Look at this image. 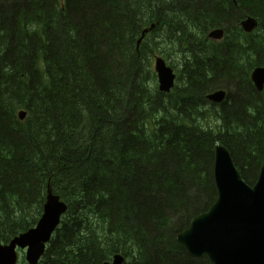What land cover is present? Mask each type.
I'll return each instance as SVG.
<instances>
[{
    "label": "trees",
    "instance_id": "1",
    "mask_svg": "<svg viewBox=\"0 0 264 264\" xmlns=\"http://www.w3.org/2000/svg\"><path fill=\"white\" fill-rule=\"evenodd\" d=\"M177 47L165 94L150 61ZM263 65L264 0H0V241L38 224L51 189L68 211L39 264H211L177 236L216 201L217 143L258 180Z\"/></svg>",
    "mask_w": 264,
    "mask_h": 264
},
{
    "label": "water",
    "instance_id": "2",
    "mask_svg": "<svg viewBox=\"0 0 264 264\" xmlns=\"http://www.w3.org/2000/svg\"><path fill=\"white\" fill-rule=\"evenodd\" d=\"M259 26L254 17L241 23L244 32L252 33ZM154 25L151 29H154ZM149 30L142 34V42ZM223 30H214L209 38L220 41ZM159 90L170 93L175 87L176 74L166 61L155 59ZM252 82L259 92L264 90V65L252 74ZM227 92L218 90L207 98L213 104H222ZM21 120L25 112L19 114ZM214 184L216 201L210 209L193 218L189 228L177 236V242L194 258L206 257L211 264H264V163L258 180L248 185L236 167L229 150L217 143L214 149ZM68 206L48 191L43 214L36 227L15 237L10 243L0 241V264H18V248L25 253L27 264H39L46 248L61 226ZM104 264H128L125 257L116 255Z\"/></svg>",
    "mask_w": 264,
    "mask_h": 264
},
{
    "label": "rangeland",
    "instance_id": "3",
    "mask_svg": "<svg viewBox=\"0 0 264 264\" xmlns=\"http://www.w3.org/2000/svg\"><path fill=\"white\" fill-rule=\"evenodd\" d=\"M233 1H235V0H233ZM155 27V26H154ZM242 28V27H241ZM155 29V28H154ZM149 31L151 30V29H148ZM211 33V32H210ZM154 37L155 38H157L158 37V40L156 41V43H157V45L160 47V48H170V47H168L167 45H166V43L163 41V39H162V36H160L159 34L157 35V34H155L154 35ZM208 39H210L209 38V34H208ZM206 40H207V38H206ZM137 46H139V44H137ZM162 52H164L165 54L166 53H168V52H170L171 50H165V49H162L161 50ZM155 57H160V58H162V59H165L166 60V63L168 64V66L169 67H171L173 70H175V73L176 74H178V71H181V67H180V65H182V63H181V61L184 59H186L187 58V55L185 54V57H183V54L181 53V50H179V47H177V49H174V51L172 52V58L170 59V61H168L164 56H162V55H160L158 52H157V54H156V52L154 53V55L152 56V59H151V61H150V65H151V67H152V70L154 71V73L156 74V83L155 84H157V86L159 87L160 86V84H159V79H158V75H157V73H156V71H155ZM173 63V64H172ZM176 63V64H175ZM178 78V77H177ZM209 95H207L206 96V100L207 101H209L208 100V97ZM210 102V101H209ZM211 103V102H210ZM214 124H220L219 122H217V123H214ZM18 250H19V256H20V260H19V264L20 263H22L23 261H25L26 262V260H25V253H23L22 252V250H20L19 248H18ZM46 250H47V248H46ZM46 253V252H45Z\"/></svg>",
    "mask_w": 264,
    "mask_h": 264
},
{
    "label": "bare ground",
    "instance_id": "4",
    "mask_svg": "<svg viewBox=\"0 0 264 264\" xmlns=\"http://www.w3.org/2000/svg\"><path fill=\"white\" fill-rule=\"evenodd\" d=\"M218 30H219V29H218ZM209 34H210V33H209ZM144 40H145V39H144ZM155 58H156V57H155ZM174 72H175V71H174ZM178 78H179V77H178ZM178 78H177V79H178ZM178 80H179V79H178ZM177 83H178V82H177ZM177 85H178V84H177ZM159 87H160V86H159ZM175 88H176V87H175ZM217 91H218V90H217ZM213 93H214V92H213ZM165 94H166V93H165ZM209 95H210V94H209Z\"/></svg>",
    "mask_w": 264,
    "mask_h": 264
}]
</instances>
